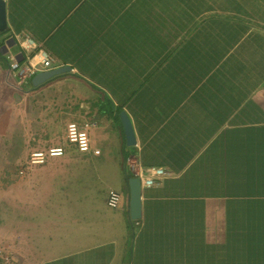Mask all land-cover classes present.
<instances>
[{"label": "crops", "instance_id": "0c3cea01", "mask_svg": "<svg viewBox=\"0 0 264 264\" xmlns=\"http://www.w3.org/2000/svg\"><path fill=\"white\" fill-rule=\"evenodd\" d=\"M206 1L176 28L187 14L173 15L172 0H4L7 53L22 59L17 35L28 34L55 68H71L34 91L50 87L61 110L97 121L100 153L77 158L105 178L98 200L85 185L67 208L48 203L56 217L20 240L23 264H264V0ZM122 112L136 140L126 164ZM132 160L167 172L142 184L137 220ZM16 210L6 208L4 231L16 234ZM28 240L39 259L28 260Z\"/></svg>", "mask_w": 264, "mask_h": 264}, {"label": "rangeland", "instance_id": "374dc122", "mask_svg": "<svg viewBox=\"0 0 264 264\" xmlns=\"http://www.w3.org/2000/svg\"><path fill=\"white\" fill-rule=\"evenodd\" d=\"M0 49L12 63L14 55L7 53L4 46ZM21 78L23 72L7 70L0 62V264H23L21 254L25 251L18 249L20 240L34 239L36 234H31L33 228L37 229L38 226L41 229L46 219L56 217L43 210L48 203L59 201L60 206L67 208L66 203L78 196L75 189L85 185L91 186L90 196L98 200L102 195L100 184L105 183L101 173L88 169L87 163L77 158L80 153H95L80 152L77 144L67 139L68 127L72 124L79 132L86 133L92 145L91 134L98 126L97 121L87 116L79 117L76 112L74 116L70 115L71 111L74 113L78 109L65 107L61 110L57 106L66 100L60 93L51 94L50 87L44 91H34L27 79L22 81ZM26 91L33 93L26 94ZM76 100L68 99L75 103ZM55 148H62V154L52 155L51 150ZM130 167L132 174L140 178L143 170L134 160ZM109 182L110 179L107 180ZM11 203L17 209L16 214L22 215L13 221L17 224L22 221L21 227L13 225L17 229L16 234L4 231L5 227L8 228L4 225L5 210L10 209ZM59 213L60 217L69 218V210L61 209ZM65 225H68L67 222ZM20 230L24 233L22 236L19 235ZM36 232L39 236L38 230ZM30 241L25 247L30 256L28 260L33 261L44 252L40 249V243ZM34 255L39 256L34 258Z\"/></svg>", "mask_w": 264, "mask_h": 264}, {"label": "built area", "instance_id": "2783aa9c", "mask_svg": "<svg viewBox=\"0 0 264 264\" xmlns=\"http://www.w3.org/2000/svg\"><path fill=\"white\" fill-rule=\"evenodd\" d=\"M18 43L22 48L23 52L26 53V61L23 63L24 66L21 67L18 64V59L14 56L12 58L13 62L10 63L12 68L15 71L23 72V78L20 80L26 81V79L31 76L43 72L54 69V59L47 51L38 48L35 40L29 35H17ZM67 139L70 142H75L78 146L80 152L90 153L93 152L95 154L100 153L98 149H94L90 143V140L86 133L79 132L75 125H69L67 131ZM52 155H60L62 154V148H55L51 150ZM167 175V172L164 168H149L145 171H142L139 176L141 178L142 184L146 186L154 185L158 179ZM122 201L121 193L111 190L108 193L107 204L111 208H117Z\"/></svg>", "mask_w": 264, "mask_h": 264}, {"label": "water", "instance_id": "95a60500", "mask_svg": "<svg viewBox=\"0 0 264 264\" xmlns=\"http://www.w3.org/2000/svg\"><path fill=\"white\" fill-rule=\"evenodd\" d=\"M6 6L4 0H0V32H3L7 28V21H6ZM71 70L69 66L60 67L48 71H43L38 73L33 78V83L35 85H39L44 81L48 80L52 76L61 73L63 71ZM123 125L127 137L128 144L133 145L135 144V132L133 129V125L129 116L122 112L121 114ZM142 182L139 177H132L129 179V186L130 189V216L133 220H137L141 217L142 211Z\"/></svg>", "mask_w": 264, "mask_h": 264}, {"label": "trees", "instance_id": "16d2710c", "mask_svg": "<svg viewBox=\"0 0 264 264\" xmlns=\"http://www.w3.org/2000/svg\"><path fill=\"white\" fill-rule=\"evenodd\" d=\"M211 4V3H210ZM206 0H172V14L173 15H183V13L187 14V17L189 16V18H184V19H180V18H174V20H177V21H174V23H177L176 24V28L178 27H181L183 25V20H189L190 17H192V15H197L201 12V9L202 7H204V9L206 8L207 5H210ZM174 12L176 14H174ZM179 22V23H178ZM5 33H7V31H3V32H0V37H2ZM23 35V34H22ZM28 35V34H26ZM5 44V41H2L0 42V47H3L2 45ZM22 54V59H18V64H22L25 60V56H24V59H23V52L21 53ZM0 62H2V64L5 66V68L10 71H13L15 72V69L12 68L11 64H10V61L8 60V58H6V54H3L2 53V50L0 49ZM56 69V68H54ZM70 71L71 70H68V71H63L61 73H58L54 76H52L51 78H49L48 80L44 81L43 83L39 84V85H35L33 83V78L38 74H35L33 76H31L30 78L27 79L28 83L30 84L31 88L33 90H38L48 84H50L51 82L55 81L56 79L66 75V74H70ZM122 114V113H121ZM119 116V115H118ZM121 117V115H120ZM122 119V117H121ZM123 121V120H122ZM132 122V121H131ZM124 132H125V129H124ZM124 135V134H123ZM136 143V142H135ZM135 144L133 145H130L128 144V141H127V137H126V133H125V136H124V139H123V147H124V154H125V164H126V158L128 156V150L127 149H130L131 147H133ZM134 175L131 173H129L126 178H127V181L129 182V179L132 178Z\"/></svg>", "mask_w": 264, "mask_h": 264}]
</instances>
